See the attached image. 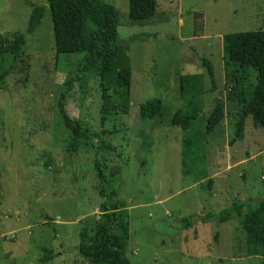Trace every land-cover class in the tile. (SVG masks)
Here are the masks:
<instances>
[{"label": "rangeland", "instance_id": "obj_1", "mask_svg": "<svg viewBox=\"0 0 264 264\" xmlns=\"http://www.w3.org/2000/svg\"><path fill=\"white\" fill-rule=\"evenodd\" d=\"M101 1L120 14L119 45L132 69L128 114L104 115L94 68L68 91L85 53L57 54L48 0H0V36L26 33L33 9L46 7L25 55L0 56V264H88L77 247L103 214L96 160L114 186L109 205L127 212L131 264H264L238 217L203 220L235 203L250 213L264 199V130L249 117L237 136L241 108L227 99L223 41L264 30V0H158L147 20L130 18V0ZM200 57L213 62L216 88ZM183 75L199 76L201 91L182 97ZM155 99L161 113L141 119ZM62 100L111 147L93 136L70 151ZM217 103L225 117L208 134ZM178 111L197 113L188 130L170 124ZM46 249L55 257L42 262Z\"/></svg>", "mask_w": 264, "mask_h": 264}, {"label": "trees", "instance_id": "obj_2", "mask_svg": "<svg viewBox=\"0 0 264 264\" xmlns=\"http://www.w3.org/2000/svg\"><path fill=\"white\" fill-rule=\"evenodd\" d=\"M48 5L57 54L85 53L76 80L67 83L68 91H71L75 81H81L84 74L94 68L101 78L104 115L111 112L128 114L131 105L132 69L123 47L119 45V11L101 0H48ZM157 8L158 0H130V18L150 19L155 16ZM45 11V6L33 9L26 33L14 31L1 35L0 56L25 55L27 34H34L44 18ZM223 41L227 99L230 103H238L241 108L237 136L242 137L245 122L249 117L264 130V30L227 34ZM200 61L207 70L213 87L216 88L213 62L206 57H200ZM4 78L5 75H2V79ZM201 81L196 75L181 76L180 95L186 97L198 93L202 88ZM59 106L63 123L72 134L70 151L79 150L82 144L91 141L93 136L102 140L100 134L90 125L68 115L63 100ZM162 108L163 102L160 99L143 104L140 109L141 119L156 118ZM196 117V112L184 114L178 111L170 124L188 130ZM224 117V107L217 103L209 116L206 132L212 133ZM109 147L111 146L102 140L100 149ZM95 167L102 184L101 194L105 198L101 206L103 214L92 228L81 232L77 249L88 260V264H131L127 257L131 236L127 212L109 205V200L115 194L113 183L103 161L96 160ZM243 207V203H235L233 207L218 215H205L203 220H214L222 224L238 217L248 243L262 248L264 253V199L259 202L258 208L250 213H244ZM45 252L42 262H48L55 257L52 250L46 249Z\"/></svg>", "mask_w": 264, "mask_h": 264}]
</instances>
